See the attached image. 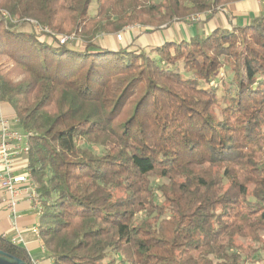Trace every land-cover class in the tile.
<instances>
[{
  "label": "trees",
  "instance_id": "obj_1",
  "mask_svg": "<svg viewBox=\"0 0 264 264\" xmlns=\"http://www.w3.org/2000/svg\"><path fill=\"white\" fill-rule=\"evenodd\" d=\"M92 1L0 0L9 14L0 56L12 65H0V97L34 133L28 167L52 264L261 262L264 14L147 51L99 39L131 24L156 31L238 0H97L91 16ZM63 35L83 48L60 43ZM224 66L230 97L213 83ZM0 250L34 264L2 235Z\"/></svg>",
  "mask_w": 264,
  "mask_h": 264
},
{
  "label": "crops",
  "instance_id": "obj_2",
  "mask_svg": "<svg viewBox=\"0 0 264 264\" xmlns=\"http://www.w3.org/2000/svg\"><path fill=\"white\" fill-rule=\"evenodd\" d=\"M263 10L264 0H238L225 4L215 13H202L200 19L197 21H191L189 19L185 21H176L167 27L162 26L156 31L149 32L140 26H133L129 28L125 34L128 36L130 45L149 51L161 46V44L165 43L163 41L178 42L180 38L183 40L185 37L190 38L195 34H201L200 31H204L206 34L208 29L217 27L230 29L238 25H244L254 16L264 14ZM193 23H201L203 27L199 29L190 26V24ZM102 37H107L106 43L110 41L114 43L116 47H122L119 46L121 44L118 43L119 41L115 34ZM123 40L124 38L122 41ZM11 117L15 118V126L11 125ZM1 118L6 119L13 129L21 132L25 131L19 126L14 109L4 101H0V119ZM27 170L28 153L24 152L16 158L13 173L17 175L25 173ZM6 198L7 193L0 185V235L13 239L15 237L18 238L20 234L23 240L18 242V244L27 249L32 261H35L36 264H52L53 260L48 250L45 248L41 237L31 230L32 227L38 224L39 220V215L32 208V202L27 195L20 198L18 203V217L15 223L13 216L4 202Z\"/></svg>",
  "mask_w": 264,
  "mask_h": 264
},
{
  "label": "built area",
  "instance_id": "obj_3",
  "mask_svg": "<svg viewBox=\"0 0 264 264\" xmlns=\"http://www.w3.org/2000/svg\"><path fill=\"white\" fill-rule=\"evenodd\" d=\"M201 13H197L195 15L190 16L189 20L197 21L200 19ZM9 18V14L7 11L0 12V21L2 19ZM12 22L16 21L14 18H10ZM33 23L35 30L42 33H53L47 27H43L36 21H32L30 19H26ZM131 28V26H126L123 30L116 34V38L118 41H122L124 38L123 35L126 31ZM77 40V38L73 35H63L60 36V43H71ZM1 101V97H0ZM34 135L32 131L25 130L24 132L13 129L9 122L1 118L0 119V185L7 193V198L4 201L8 210L14 218L16 223V219L18 217V203L20 198L27 195L29 200L32 202L33 210L41 216L43 212V205L40 199V195L37 191V184L35 179L28 167L27 172L21 174H14V164L16 158L21 153H28L29 151V140ZM34 233L39 235V225L36 224L32 229ZM23 239L20 234L17 237L13 238L12 241L14 243L21 242ZM36 264L35 261H33Z\"/></svg>",
  "mask_w": 264,
  "mask_h": 264
},
{
  "label": "rangeland",
  "instance_id": "obj_4",
  "mask_svg": "<svg viewBox=\"0 0 264 264\" xmlns=\"http://www.w3.org/2000/svg\"><path fill=\"white\" fill-rule=\"evenodd\" d=\"M96 7H97V0H93L91 5H90V7H89V15L94 16L96 14ZM263 13H264V10H263ZM186 25H188V24H186ZM128 26H131V27L134 26L135 27V26H138V25L137 24H131V25H128ZM190 26L195 27V28L197 27L199 29L203 27L201 23H193V24H190ZM20 29L29 31V30H32V27L29 24H24V25H22L20 27ZM224 29H226V28H224ZM211 30L212 29H208V31H206V32L210 33ZM200 33L201 34H205L204 31H200ZM115 36H116V34H115ZM123 37H124V40L118 42L119 44H121L119 46L126 47V46L130 45L129 42H128V40H129L128 36L126 34H124ZM188 38L189 37H185V39H188ZM179 40H181V38ZM106 41H107V37H101L99 39V42L101 44H103V45H106V46H108L110 48H115L116 47V45L114 43H111L110 41H108V43H106ZM163 42H166V41H163ZM69 45H72L75 48H83L82 44L80 43V41L78 39L73 41V42H71ZM131 47L134 48V46H131ZM150 54H151L152 57L158 58L156 52H151ZM0 65L1 66L2 65H6V66H9V67H12L11 62L7 61V58H5L4 56H0ZM221 73H222V75L219 74V75H217V76H215L213 78V83H214L215 87H217L219 96L227 95L228 97H230L231 94H232L231 92H233V89L229 85V81L232 78V73H231L230 68L228 66L222 67ZM184 75L188 76L189 73H184ZM11 77H13L14 80H18V79H21L23 77V74L19 70L15 69V70H11ZM221 79L225 83V85L222 84L223 82H221ZM220 102H221L222 105L225 104V101L221 100V98H220ZM215 111L218 112V107L215 108ZM10 122H11L12 126L16 125L15 118L11 117L10 118ZM114 257H115L114 253L112 251H109L108 256H107V260L108 259H113ZM262 258L263 259H262L261 262L247 263V264H264V262H263L264 261V252L262 254ZM114 263L115 264H125V263L121 262V257L120 256H116Z\"/></svg>",
  "mask_w": 264,
  "mask_h": 264
},
{
  "label": "water",
  "instance_id": "obj_5",
  "mask_svg": "<svg viewBox=\"0 0 264 264\" xmlns=\"http://www.w3.org/2000/svg\"><path fill=\"white\" fill-rule=\"evenodd\" d=\"M0 264H29V263L0 250Z\"/></svg>",
  "mask_w": 264,
  "mask_h": 264
}]
</instances>
